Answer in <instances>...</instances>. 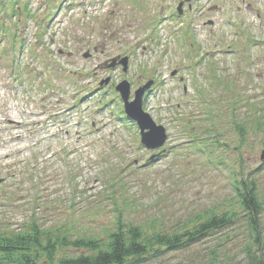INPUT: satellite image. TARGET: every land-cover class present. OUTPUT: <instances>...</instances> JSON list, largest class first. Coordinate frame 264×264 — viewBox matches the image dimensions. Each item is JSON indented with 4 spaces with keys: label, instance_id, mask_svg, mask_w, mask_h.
I'll return each mask as SVG.
<instances>
[{
    "label": "rangeland",
    "instance_id": "rangeland-1",
    "mask_svg": "<svg viewBox=\"0 0 264 264\" xmlns=\"http://www.w3.org/2000/svg\"><path fill=\"white\" fill-rule=\"evenodd\" d=\"M25 1L29 15L0 4V228L34 220L104 238L119 213L169 233L225 214L237 220L138 264L264 254V0H192L180 16V0ZM123 54L126 72L108 68ZM124 79L131 95L155 81L143 109L166 128L161 157L123 112ZM241 176L257 184L256 230Z\"/></svg>",
    "mask_w": 264,
    "mask_h": 264
},
{
    "label": "trees",
    "instance_id": "trees-1",
    "mask_svg": "<svg viewBox=\"0 0 264 264\" xmlns=\"http://www.w3.org/2000/svg\"><path fill=\"white\" fill-rule=\"evenodd\" d=\"M14 14L20 9L31 12L26 1L0 0ZM0 28H5L0 22ZM264 116V114H263ZM262 116V118H263ZM263 119L258 120L261 123ZM236 128L242 137L245 133L242 124ZM239 206L245 212L252 230H256L257 215L262 209L254 179L236 181ZM236 216L211 214L204 219H195L172 233L143 225L126 223L117 216L105 229V237L92 234L74 235L69 229H45L34 220L24 224L19 230L0 228V264H138L151 258H160L168 251L188 247L201 241L212 230L233 224ZM256 244L260 243L256 232ZM70 254V255H68ZM246 264H264V254L248 256Z\"/></svg>",
    "mask_w": 264,
    "mask_h": 264
},
{
    "label": "water",
    "instance_id": "water-1",
    "mask_svg": "<svg viewBox=\"0 0 264 264\" xmlns=\"http://www.w3.org/2000/svg\"><path fill=\"white\" fill-rule=\"evenodd\" d=\"M179 4L178 10L180 12ZM123 64V69L127 66V57H124L120 61ZM112 62L109 65H112ZM107 82V81H106ZM152 84V81H148L143 86L139 87L134 92V99L129 101L130 85L127 81H122L116 86V90L119 91L120 96L124 102V110L129 118L135 120L140 128L141 143L149 149H155L160 147L165 141V129L161 125H157L151 116L144 112L142 109V98L145 90L148 89ZM261 158L264 159V153Z\"/></svg>",
    "mask_w": 264,
    "mask_h": 264
},
{
    "label": "flooded vegetation",
    "instance_id": "flooded-vegetation-1",
    "mask_svg": "<svg viewBox=\"0 0 264 264\" xmlns=\"http://www.w3.org/2000/svg\"><path fill=\"white\" fill-rule=\"evenodd\" d=\"M189 7H190V5H189Z\"/></svg>",
    "mask_w": 264,
    "mask_h": 264
}]
</instances>
